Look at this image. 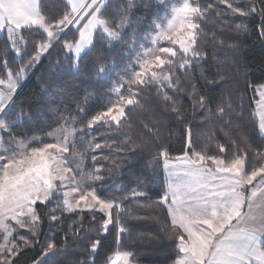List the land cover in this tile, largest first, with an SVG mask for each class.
Returning <instances> with one entry per match:
<instances>
[{"label": "snow or ice", "instance_id": "obj_1", "mask_svg": "<svg viewBox=\"0 0 264 264\" xmlns=\"http://www.w3.org/2000/svg\"><path fill=\"white\" fill-rule=\"evenodd\" d=\"M141 2L145 9L153 6V0ZM158 3L170 8V14L165 22L144 18L152 46L141 50L135 47L137 34L133 32L129 39L123 31L132 25L134 14L117 11L115 15L122 17L117 22L109 13L111 0H64V9L56 16L44 10V0H0V33L6 35L5 48L0 49L5 57L0 64L5 73L0 78V138L9 134V146L0 152V264H19L20 257L37 245L41 251L31 264H67L56 257L70 244L81 242L93 257L91 264H95L101 234L107 235L111 226L119 241L129 232L122 215L123 202L129 197L106 196L98 189L118 175L125 163H131L128 153H135L138 162L145 152L151 153L150 143L157 150L150 164L153 169L162 165L165 185L154 200L142 182L138 181L130 192L132 198L150 200L141 204L142 208L155 210L152 217L136 218L156 219L161 229L141 233L139 239L149 245L161 240L170 242L171 264H264V162L253 165L249 160L252 146L247 136L242 135L238 141L230 138L231 123L226 117H230L231 104L226 110L222 102L213 112L211 98L198 91L192 78L194 67L207 58L201 40L202 21L214 6L196 0H184L179 6L169 0ZM219 3L240 17L258 12L256 7H241L232 0ZM215 14L223 16L227 12L216 8ZM259 14L264 29V8ZM246 27L244 23L236 24L237 29ZM219 45L237 48L226 38H220ZM9 52L14 54L13 59L21 60L15 71L9 70ZM53 52L60 57L57 67L66 64L67 74L73 77L64 95L75 102V114L61 115L58 126L46 133L50 140L39 136L17 139L15 129L33 121L31 106L19 100L30 79L28 72ZM124 52L129 63L134 61L137 66L130 73L126 68L119 71ZM76 78L85 86L84 103L77 95L81 89L76 86ZM253 87L259 95L255 115L259 132L264 135V84ZM105 91L115 99L109 98L88 118V99L93 94L99 98ZM145 93H155L156 104L168 113L167 118L185 126L182 131L187 150L181 156L171 157L168 148L158 142V133L148 140L132 134V113L144 110ZM181 93L187 94L193 107L210 113L206 119L221 122L224 141L216 140L215 152L208 150L207 140L203 146L195 144L180 102ZM77 123L79 127L74 126ZM100 128L123 133L124 138L112 145L107 140L98 142L94 129ZM82 145L93 152L107 147L116 155L103 157L110 160V164L103 165L92 155L91 167L86 170L88 153L80 150ZM255 156L264 161V151ZM65 214L73 223L64 231L62 243L50 239L41 242L44 220L50 230L57 229L63 225ZM20 229H27L29 234H22ZM133 256L131 251H117L108 264H139L131 259Z\"/></svg>", "mask_w": 264, "mask_h": 264}, {"label": "trees", "instance_id": "obj_2", "mask_svg": "<svg viewBox=\"0 0 264 264\" xmlns=\"http://www.w3.org/2000/svg\"><path fill=\"white\" fill-rule=\"evenodd\" d=\"M183 1L169 0L171 4L176 6L182 4ZM196 2L210 3L214 7L206 12L202 21L204 35L201 40L207 58L201 61L199 66L194 67L193 82L199 92L211 98L210 107L213 112H215L217 105L222 102L226 110L231 104L230 117H226L231 123L230 138L238 141L242 135L247 136L252 146V151L249 152V160L253 165H258L264 161L257 160L255 153L264 151V137L258 130L257 116L255 115L258 97L253 86L264 84V29L261 27L262 18L259 14V9L264 8V3L261 0H232L238 6H251L258 9L257 13L240 17L238 14H232L230 9H225L219 0H196ZM43 7L48 14L56 16L64 9V0H44ZM216 8L226 11L227 15L217 16L215 14ZM126 10L120 0H111L109 13L117 22L122 18L115 15L117 11L124 12ZM131 13L134 14L133 23L126 28L125 33H127V38L131 39L133 32H135L137 34L135 47L142 50L150 45L149 33L145 31L147 24L143 22L144 18L147 16L149 21L165 22L170 14V8L153 0V6L150 9H145L143 3L140 2ZM136 21H141V23L137 24ZM240 23H244L247 27L237 29L236 24ZM220 38H226L228 43L235 42L237 48L228 49L226 45L221 47L219 45ZM5 42L6 35L1 33L0 49L5 48ZM119 50L117 47V52ZM31 51V46H29L27 52L30 54ZM123 55L125 58L121 61L119 71L123 72L126 68L130 73L137 69L134 61L129 63L126 58L127 52H124ZM13 57L14 54L9 52L7 56V60L11 62L9 70L15 71L21 65V60L18 57L13 59ZM59 58L56 52H53L50 57L43 59L41 64L29 70L30 79L24 84L19 100L31 106L33 121L27 126L21 125L15 129L13 135L17 139L31 138L32 136L43 137L48 131L58 126L57 121H60L62 114H75V102L64 95V89L73 82V77L67 74L66 64L57 67L56 61ZM4 59L5 57L0 55V64ZM24 59L27 60V55ZM4 75V71L0 70V78H3ZM212 79L215 80V83H208V80ZM112 82H115V77H113ZM76 86L81 89L77 95L80 97V102L84 103L83 98L86 93L83 88L85 86L79 83V78H76ZM167 91L171 93V89ZM155 95V93H145L142 100L145 105L144 110L138 109L132 113L130 121L132 134L148 140L149 137H155L158 133V142L163 143L168 148L170 156L173 158L181 156L183 151L187 150L185 135L182 131L185 126L174 119L167 118L168 113L164 112L162 107L157 106ZM109 98L114 99L115 97L107 91L99 98L93 94L85 104L89 114L88 118L91 114L101 110L102 105L107 104ZM180 102L192 128L195 144L200 147L207 140L208 150L215 152L216 140L224 141L220 131L221 122L206 119L210 113L205 109L193 107L192 101L186 93L180 94ZM80 115L83 116L84 114L81 113ZM79 119L80 117H77V120ZM77 126H80L79 123ZM94 131L97 141L101 143L107 140L108 144L112 145L114 141L119 143L124 138L123 133L111 132L106 128H100L99 131L94 129ZM0 140L4 147L9 146L8 133H4ZM150 146L151 153L145 152L143 159L139 162L135 153H128V160L131 163H125L118 175L106 180L103 186L98 189L106 196L129 197L123 202L124 212L122 213L127 219L129 232L122 234L119 241L111 226L107 235L101 234L102 244L95 254V264H108L109 258L114 257L117 251L133 252L134 256L131 259L139 261V264H171L170 256L173 255V249L170 242L161 240L149 245L139 239L141 233L152 234L160 230L161 224L153 218L143 220L136 218L138 216L152 217L155 215V210L142 208L140 205L150 203V200L145 197L132 198L130 192V189L136 187L139 181L147 186L145 190H149V196L154 200L156 199V192L164 186L160 168L153 169L150 164V160L157 151L151 143ZM80 150L88 153L85 161L90 165L89 168L92 164V155L100 158L99 163L101 165L110 164V160L102 159L103 157L116 155L107 147L93 152L86 145H82ZM228 154L231 155V152ZM65 217L63 225L53 230L49 229L47 219L44 220L41 225V242L50 239L58 245L62 243L64 231L68 230L73 223L72 219L67 218L68 214H65ZM20 232L24 235L29 234L27 229H20ZM40 251L39 245L27 250L25 255L20 257L19 264H31L33 258H36ZM92 259L93 257L89 256L84 247V242L70 244L66 251L56 257V260L67 261V264H82L85 260L91 264Z\"/></svg>", "mask_w": 264, "mask_h": 264}, {"label": "rangeland", "instance_id": "obj_3", "mask_svg": "<svg viewBox=\"0 0 264 264\" xmlns=\"http://www.w3.org/2000/svg\"><path fill=\"white\" fill-rule=\"evenodd\" d=\"M155 2H158V0H154ZM120 2L122 3V5H124L125 7H126V11H124V12H130L131 13V11L135 8V6L136 5H138L140 2H141V0H120ZM184 2V1H183ZM182 2V3H183ZM129 4H131L132 5V7L131 8H128L127 6L129 5ZM127 28V27H126ZM126 28L123 30L124 32H125V30H126ZM162 44H164V43H166V42H161ZM152 45H151V40H150V45L148 46V47H151ZM144 49V48H143ZM142 49V50H143ZM257 93V92H256ZM257 97H258V99H259V95L257 94ZM115 99V98H114ZM257 107V106H256ZM256 107H255V112H256ZM259 123V120H258V117H257V124ZM75 127H78L77 126V124L76 125H74ZM258 130H259V128H258ZM261 134V133H260ZM263 137H264V135H262ZM43 139H45L46 141L47 140H50V138L47 136V135H44L43 137H42ZM6 147H4L3 145H2V143H1V140H0V152H3V150L5 149ZM84 164H85V168H86V170L87 169H90L89 168V166L90 165H88L87 164V162L86 161H84ZM160 171H161V173H162V176H163V181H164V185H165V182H166V176H165V173H164V170H163V167H162V165H161V167H160Z\"/></svg>", "mask_w": 264, "mask_h": 264}, {"label": "crops", "instance_id": "obj_4", "mask_svg": "<svg viewBox=\"0 0 264 264\" xmlns=\"http://www.w3.org/2000/svg\"><path fill=\"white\" fill-rule=\"evenodd\" d=\"M1 34V33H0Z\"/></svg>", "mask_w": 264, "mask_h": 264}]
</instances>
